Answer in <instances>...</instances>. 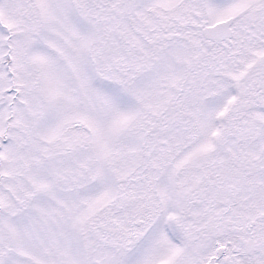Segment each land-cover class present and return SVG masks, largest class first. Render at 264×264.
<instances>
[{"label": "snow or ice", "instance_id": "snow-or-ice-1", "mask_svg": "<svg viewBox=\"0 0 264 264\" xmlns=\"http://www.w3.org/2000/svg\"><path fill=\"white\" fill-rule=\"evenodd\" d=\"M0 264H264V0H0Z\"/></svg>", "mask_w": 264, "mask_h": 264}]
</instances>
